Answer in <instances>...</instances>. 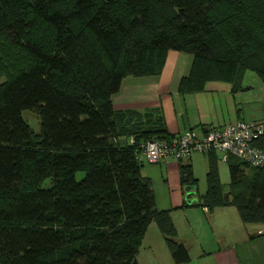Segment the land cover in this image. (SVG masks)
Wrapping results in <instances>:
<instances>
[{
  "label": "trees",
  "instance_id": "1",
  "mask_svg": "<svg viewBox=\"0 0 264 264\" xmlns=\"http://www.w3.org/2000/svg\"><path fill=\"white\" fill-rule=\"evenodd\" d=\"M169 50L192 57L182 93L238 90L246 70L264 83V0H0V264H139L152 223L174 264L190 260L142 173L141 144L173 135L111 100L125 76L160 74ZM253 145L264 150V134ZM206 155V190L183 205L264 224V166L228 156L225 192L220 153Z\"/></svg>",
  "mask_w": 264,
  "mask_h": 264
},
{
  "label": "crops",
  "instance_id": "2",
  "mask_svg": "<svg viewBox=\"0 0 264 264\" xmlns=\"http://www.w3.org/2000/svg\"><path fill=\"white\" fill-rule=\"evenodd\" d=\"M191 60L188 53L169 50L160 74L125 76L112 96L113 107L160 115L171 135L224 127L241 120L264 121V83L259 77L249 79L247 71L238 90L228 82L209 81L201 91L180 92V81L187 75ZM193 154L182 162L190 164L193 171L197 165L206 168V153ZM179 162L170 156L157 163L143 161L142 173L151 182L156 207L170 210L178 239L188 249L190 260L183 264H264V224H244L230 206L211 211L184 206L186 191L180 183ZM137 261L174 264L154 223L142 239Z\"/></svg>",
  "mask_w": 264,
  "mask_h": 264
},
{
  "label": "built area",
  "instance_id": "3",
  "mask_svg": "<svg viewBox=\"0 0 264 264\" xmlns=\"http://www.w3.org/2000/svg\"><path fill=\"white\" fill-rule=\"evenodd\" d=\"M262 134L264 121L241 120L206 131L190 129L169 139L145 141L141 144V157L143 161L157 163L168 156L181 160L193 152L215 150L223 161L232 155L250 166H264V150L253 145V141Z\"/></svg>",
  "mask_w": 264,
  "mask_h": 264
},
{
  "label": "rangeland",
  "instance_id": "4",
  "mask_svg": "<svg viewBox=\"0 0 264 264\" xmlns=\"http://www.w3.org/2000/svg\"><path fill=\"white\" fill-rule=\"evenodd\" d=\"M246 71H247V73H249L248 75H251V76H249V79H252V78L258 79V76L253 71H251V70H246ZM22 116L25 119V121L27 122V124L32 128L33 131L37 132L39 130L38 119L34 113L29 112V111H23ZM193 153H195V154H193ZM193 153H192L193 155H197L196 153H199L201 156H203V153H200V152H193ZM206 170H207V167L205 168V165H202V166L197 165L196 171H193L194 176L197 180V192L193 196V198H195V199H198L199 196L204 194V192L206 190V177H205L206 176ZM218 171H219L220 181L223 185V189L225 192H227L228 186H229L228 163L226 161L219 159ZM81 175H82L81 173H77L76 177L80 178ZM230 209H233L232 211L236 212V208L234 206H230Z\"/></svg>",
  "mask_w": 264,
  "mask_h": 264
},
{
  "label": "water",
  "instance_id": "5",
  "mask_svg": "<svg viewBox=\"0 0 264 264\" xmlns=\"http://www.w3.org/2000/svg\"><path fill=\"white\" fill-rule=\"evenodd\" d=\"M191 188H193V187H191V186H186L185 187V191H186V198H189V197H191L192 195H194V190H191Z\"/></svg>",
  "mask_w": 264,
  "mask_h": 264
}]
</instances>
